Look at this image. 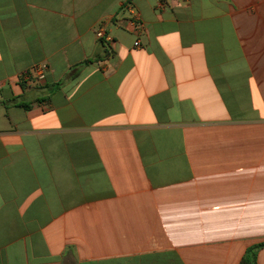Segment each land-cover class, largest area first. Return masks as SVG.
<instances>
[{"label":"crops","instance_id":"obj_1","mask_svg":"<svg viewBox=\"0 0 264 264\" xmlns=\"http://www.w3.org/2000/svg\"><path fill=\"white\" fill-rule=\"evenodd\" d=\"M0 264H264V0H0Z\"/></svg>","mask_w":264,"mask_h":264},{"label":"built area","instance_id":"obj_2","mask_svg":"<svg viewBox=\"0 0 264 264\" xmlns=\"http://www.w3.org/2000/svg\"><path fill=\"white\" fill-rule=\"evenodd\" d=\"M100 37L102 36L101 33L98 34ZM138 44V43H137ZM46 66H37L35 67L33 70H31L28 74H26V78L30 79L32 78L33 74H35V77L40 79V80H43L45 78V72H46Z\"/></svg>","mask_w":264,"mask_h":264},{"label":"trees","instance_id":"obj_3","mask_svg":"<svg viewBox=\"0 0 264 264\" xmlns=\"http://www.w3.org/2000/svg\"><path fill=\"white\" fill-rule=\"evenodd\" d=\"M246 261V260H245Z\"/></svg>","mask_w":264,"mask_h":264}]
</instances>
